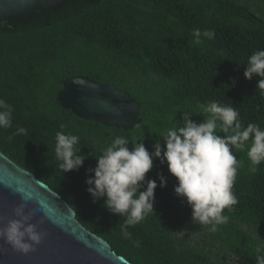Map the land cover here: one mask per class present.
Returning <instances> with one entry per match:
<instances>
[{"label": "trees", "instance_id": "trees-1", "mask_svg": "<svg viewBox=\"0 0 264 264\" xmlns=\"http://www.w3.org/2000/svg\"><path fill=\"white\" fill-rule=\"evenodd\" d=\"M197 28L214 31L215 38L193 44ZM258 50H264V0H67L9 17L0 22V99L13 108V126L0 129V152L130 264H255L256 249L264 248V163L251 173L247 148L233 147L241 161L233 187L238 204L224 210L229 220L215 232L192 222L191 208L176 197V180L159 160L146 174L157 183L154 213L128 227L131 239L121 233L125 218L104 208L103 199L93 203L85 180L117 136L143 142L151 152L157 141L163 145L166 129L182 123L184 111L201 123L200 106L213 100L235 107L245 126L264 127L261 78L243 75ZM77 76L128 94L139 105L140 123L123 131L60 109L61 82ZM61 124L80 137L78 154L87 157L66 173L54 151ZM17 126L27 135L9 139ZM158 174L166 178L163 188Z\"/></svg>", "mask_w": 264, "mask_h": 264}, {"label": "clouds", "instance_id": "clouds-1", "mask_svg": "<svg viewBox=\"0 0 264 264\" xmlns=\"http://www.w3.org/2000/svg\"><path fill=\"white\" fill-rule=\"evenodd\" d=\"M192 37L193 44L203 45L205 39L215 38V32L197 28L193 30ZM243 75L246 80L260 77L257 88L264 90V50L255 51L248 57ZM200 108L204 113L201 123L193 121V114L184 111L182 123L166 129L161 137L163 145L157 141L153 151L149 152L143 142H130L123 136H117L96 157V166L86 170V191L93 203L103 199L104 208L125 218L121 233L126 239H131L129 226L139 224L154 213L157 183L146 179L154 160H159L161 165L166 164L169 174L175 178L174 194L191 208L192 222L210 226L209 232H215L218 226L227 223L229 217L223 214L224 210L231 211L238 204L233 187L241 161L237 159L233 147L247 148L251 173L255 174L258 166L264 163V127L256 123L245 126L235 107L215 100ZM12 121V106L0 99V129L12 128ZM65 127L61 124V130L56 132L54 149L62 173L78 170L87 159L78 154L80 137L66 134ZM217 129L226 135L217 134ZM17 135H27V130L17 126L9 139ZM129 143L132 144L131 149ZM158 179L159 187H165L166 178L158 174ZM22 199L27 202L31 197L24 196ZM25 208L26 203L14 208L16 219L8 220L0 228V239L21 254L35 251V246L45 235L37 230L38 224L30 222L32 213L26 214ZM133 243L138 246V242ZM256 252L255 264H264V248L258 247Z\"/></svg>", "mask_w": 264, "mask_h": 264}, {"label": "water", "instance_id": "water-1", "mask_svg": "<svg viewBox=\"0 0 264 264\" xmlns=\"http://www.w3.org/2000/svg\"><path fill=\"white\" fill-rule=\"evenodd\" d=\"M67 0H0V22L34 8H51ZM58 107L75 118L106 128L128 131L138 125L139 105L128 94L77 76L61 82ZM30 196L25 202L22 197ZM26 203L33 224L45 235L35 251L21 254L0 239V264H130L115 255L106 242L83 228L73 210L46 185L0 152V228L16 219L13 209ZM43 221L40 224V221Z\"/></svg>", "mask_w": 264, "mask_h": 264}, {"label": "rangeland", "instance_id": "rangeland-1", "mask_svg": "<svg viewBox=\"0 0 264 264\" xmlns=\"http://www.w3.org/2000/svg\"><path fill=\"white\" fill-rule=\"evenodd\" d=\"M227 258H228V260L232 259V258H231V256H229V255H228V257H227ZM238 264H240V263H238Z\"/></svg>", "mask_w": 264, "mask_h": 264}]
</instances>
